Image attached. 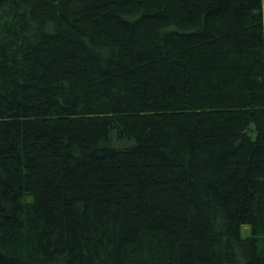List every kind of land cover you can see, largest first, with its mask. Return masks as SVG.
<instances>
[{"label":"trees","instance_id":"16d2710c","mask_svg":"<svg viewBox=\"0 0 264 264\" xmlns=\"http://www.w3.org/2000/svg\"><path fill=\"white\" fill-rule=\"evenodd\" d=\"M0 264H264V0H0Z\"/></svg>","mask_w":264,"mask_h":264},{"label":"rangeland","instance_id":"374dc122","mask_svg":"<svg viewBox=\"0 0 264 264\" xmlns=\"http://www.w3.org/2000/svg\"><path fill=\"white\" fill-rule=\"evenodd\" d=\"M246 229V228H245Z\"/></svg>","mask_w":264,"mask_h":264}]
</instances>
